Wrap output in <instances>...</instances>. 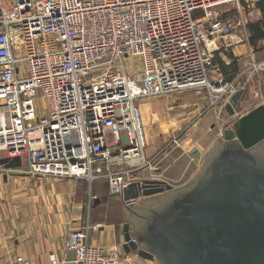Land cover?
<instances>
[{
    "label": "built area",
    "instance_id": "1",
    "mask_svg": "<svg viewBox=\"0 0 264 264\" xmlns=\"http://www.w3.org/2000/svg\"><path fill=\"white\" fill-rule=\"evenodd\" d=\"M249 1L0 0V154L29 177L105 181L120 195L151 166L138 102L203 92L212 109L239 91L215 76L209 45L233 26L215 10ZM89 229L67 233L74 264L142 259L90 245Z\"/></svg>",
    "mask_w": 264,
    "mask_h": 264
},
{
    "label": "crops",
    "instance_id": "2",
    "mask_svg": "<svg viewBox=\"0 0 264 264\" xmlns=\"http://www.w3.org/2000/svg\"><path fill=\"white\" fill-rule=\"evenodd\" d=\"M10 1L3 0L6 5ZM215 14L233 25L226 39H214L209 45L219 66L215 76L237 84L239 91L247 90L241 96L242 105L248 90L249 95L255 92L256 76H262L248 69L252 63L264 62V0L242 2L239 9L222 6ZM139 104L145 157L151 166L138 172L136 181H159L173 189L186 185L214 144L216 136L211 139V133L219 128L217 120L230 116L225 110L227 102L211 109L205 93L183 92ZM209 113L214 119L205 118ZM221 132L218 130V138ZM174 140L179 141V147ZM25 170L0 165V263L21 256L29 264H51L50 257L55 258V264H74L75 254L64 248V241L69 231L86 226L90 227V245L114 246L119 254L125 253V223L119 219L124 204L110 195L105 181L89 186L82 180L32 178ZM135 264L155 263L141 259Z\"/></svg>",
    "mask_w": 264,
    "mask_h": 264
},
{
    "label": "water",
    "instance_id": "3",
    "mask_svg": "<svg viewBox=\"0 0 264 264\" xmlns=\"http://www.w3.org/2000/svg\"><path fill=\"white\" fill-rule=\"evenodd\" d=\"M259 84L261 104L222 131L186 185L173 189L135 181L116 195L128 221L125 253L137 252L155 264H264V84ZM246 91L232 95L228 115L234 116ZM0 165L21 167L19 158H2Z\"/></svg>",
    "mask_w": 264,
    "mask_h": 264
},
{
    "label": "rangeland",
    "instance_id": "4",
    "mask_svg": "<svg viewBox=\"0 0 264 264\" xmlns=\"http://www.w3.org/2000/svg\"><path fill=\"white\" fill-rule=\"evenodd\" d=\"M9 5V3L7 4ZM128 64V63H127ZM214 75H212L213 77ZM262 78V80H261ZM259 81H262L263 84H264V78L261 76L259 78V75L256 76L255 78V82H254V89H255V92L252 93V95H249V90H248V94H247V98L245 99V103L243 102V104L239 105L237 108H236V111H235V114L234 116H225L223 115V118L222 119H219L217 120V126L219 127L217 130H213V132L211 133L212 134V137L211 139L216 136V139L215 141L218 140V137H217V132L218 130L221 129V131H223L224 129L228 128L231 126L232 122L237 118L239 117L240 115H243L245 113H247L248 111H250L257 103H261L262 102V96H261V92H259L260 90V84H259ZM256 87V88H255ZM259 88V89H258ZM247 93V91H246ZM258 93V94H257ZM151 100V99H150ZM140 102H138L136 104V106L138 107L139 111L142 113V110H141V106L139 104ZM39 105H40V102H39ZM212 113V112H211ZM209 113L208 116H206L205 118L206 119H214L213 117V114ZM206 121V120H204ZM214 123H215V120H214ZM144 130V129H143ZM222 138V132H221V135L219 136V139ZM146 139V138H145ZM215 141L213 143H215ZM120 219V222H124V223H127L128 221L125 220V217H124V214H122V217L119 218Z\"/></svg>",
    "mask_w": 264,
    "mask_h": 264
},
{
    "label": "trees",
    "instance_id": "5",
    "mask_svg": "<svg viewBox=\"0 0 264 264\" xmlns=\"http://www.w3.org/2000/svg\"><path fill=\"white\" fill-rule=\"evenodd\" d=\"M261 37V35H257L256 38ZM221 69V68H220Z\"/></svg>",
    "mask_w": 264,
    "mask_h": 264
},
{
    "label": "flooded vegetation",
    "instance_id": "6",
    "mask_svg": "<svg viewBox=\"0 0 264 264\" xmlns=\"http://www.w3.org/2000/svg\"><path fill=\"white\" fill-rule=\"evenodd\" d=\"M131 209V208H130ZM133 212V211H132Z\"/></svg>",
    "mask_w": 264,
    "mask_h": 264
}]
</instances>
